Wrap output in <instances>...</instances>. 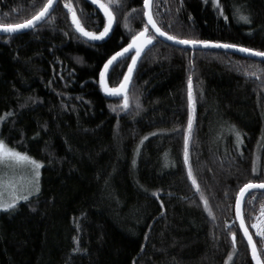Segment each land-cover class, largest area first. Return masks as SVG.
Masks as SVG:
<instances>
[{
    "label": "trees",
    "instance_id": "obj_1",
    "mask_svg": "<svg viewBox=\"0 0 264 264\" xmlns=\"http://www.w3.org/2000/svg\"><path fill=\"white\" fill-rule=\"evenodd\" d=\"M45 2L0 0V23H21ZM67 2L87 31L103 30L91 0ZM143 2L113 4L100 40L77 31L65 0L37 26L0 34V137L42 162L40 191L0 210V264H253L234 205L245 183L264 180V71L245 73L264 59L161 41ZM152 14L171 35L264 51V0H153ZM146 25L155 38L124 108V96L105 95L100 71ZM132 55L112 65L110 87ZM262 205L264 191L250 192L243 216L264 264L252 227Z\"/></svg>",
    "mask_w": 264,
    "mask_h": 264
},
{
    "label": "snow or ice",
    "instance_id": "obj_2",
    "mask_svg": "<svg viewBox=\"0 0 264 264\" xmlns=\"http://www.w3.org/2000/svg\"><path fill=\"white\" fill-rule=\"evenodd\" d=\"M54 0H46V2L43 4L42 7L39 8L38 11L35 12L34 15L31 16L30 19H25L22 23H0V31L4 33H13L15 31L29 28L34 25V23L38 20H41L44 18L45 14L48 13L49 9L51 8ZM93 4H98L99 8L103 11L104 16L106 18L104 27L102 31L99 32H93V31H87L85 27L81 25L80 20L77 18L76 13L73 11L72 4L67 2L65 0V8L68 9L69 13H71L72 23L75 25L77 31L82 33L84 36L89 37L91 39H101L103 38L110 30L111 25L113 23L114 14L112 11V5L116 4L118 5L119 0H109V3L101 2V0H92ZM214 5L216 4V0H213ZM150 0H144V15L147 17V24L151 25L153 29H155L156 33H159L161 36L166 37L169 40L176 41L180 44L185 45H213L217 47H223L225 49H239L241 52L249 53L258 57H264V51H258L253 48L243 47L241 45L232 44V43H221L220 41H211V40H200V39H189V38H181L177 35H170L168 32L163 31L160 27L157 26V22L153 19V16L148 11L149 9ZM222 14V13H221ZM239 19L243 21H248L249 18L246 15L240 14ZM127 27V25H125ZM148 31L147 25L143 30L138 32L136 35L132 36L131 42L125 47L121 48L120 51L116 52L113 56L109 57L108 60L105 62L104 67L100 71V84L103 90L107 93L117 95L120 93H124V101H123V107H128V96L125 92V89L127 88L129 78L131 76L133 67L136 63L137 57L140 55L141 49L144 47V45L150 43L155 37L152 34L145 35V32ZM135 47L136 49V55L132 57V63L128 65V71L124 73V77L121 80L118 87L110 88L107 86V84L104 82L105 72L109 68V66L112 64L114 60H116L117 57L123 55L125 52L128 51L129 48ZM251 67V65L249 66ZM257 71H264V68H259L257 66L256 70H253L252 72H248L245 70V73L247 75H253L255 76L257 74ZM189 117H188V127L191 128L192 125V92H191V77H189ZM0 119H3V117H0ZM237 138H239L240 133H235ZM188 142H189V135L188 132H185V138H184V157H185V164H188ZM8 161H14L17 165H24L26 167H29L31 170V184H32V191L33 192H39V177L41 175L40 169L42 166V162L39 160L34 159L33 157L29 156L27 153L19 152L15 148L9 147L2 139H0V164H6ZM253 172H256L255 166L252 169ZM188 178L192 180L193 185H196V181L192 176L191 168L188 170ZM9 187L15 188V185L9 184ZM4 187V183L2 180H0V188ZM250 189H264V180L260 181H253L249 180L247 183H245L237 193L236 197V212H237V218H240L241 214V198L244 196L245 193L249 192ZM29 194H32L30 192ZM203 199V196H201ZM27 195H13L11 202H5L2 199V193H0V210H10L14 208L17 205V202L19 200H27ZM205 205L207 206V201L205 200ZM209 215H211V212H209ZM260 220L257 223H253L252 227L256 229V235H258L261 238V241H264V205L261 206V212H260ZM240 228L243 230L244 236L247 238L248 245L251 248V255L252 259L255 261V264H262L261 258L258 255V250L253 242L252 235L249 234L248 228L245 226L244 220L241 219L240 221ZM233 236V246L235 247V237L236 233H232ZM75 239V238H74ZM75 250V249H74Z\"/></svg>",
    "mask_w": 264,
    "mask_h": 264
},
{
    "label": "water",
    "instance_id": "obj_3",
    "mask_svg": "<svg viewBox=\"0 0 264 264\" xmlns=\"http://www.w3.org/2000/svg\"><path fill=\"white\" fill-rule=\"evenodd\" d=\"M91 1H92V0H91ZM57 2H58V0H54V2H53V4H52L51 8L49 9L48 13L45 14L44 18H42L41 20L36 21L32 27L24 28V29H21V30L15 31V32L10 33V34L19 33V32H24V31H27V30H29V29H31V28L37 26L39 23H41V22H42V21H43V20H44V19H45V18H46L51 12H52V10H53V8L55 7V5L57 4ZM152 2H153V0H150V4H149V9H148V11H149L150 14L153 16V14H152ZM95 5L99 8V5H98V4H95ZM143 7H144V2H143ZM99 9H100V8H99ZM100 11H101L102 14L104 15V13H103V11H102L101 9H100ZM144 12H145V9H144ZM104 18H105V16H104ZM144 18H145V22H146V24H147V17H146L145 15H144ZM29 19H30V18H29ZM153 19H154V17H153ZM105 20H106V18H105ZM154 20H155V19H154ZM114 21H115V19H113V23H112V25H111V28H110L109 32H108L103 38L107 37V35L111 32V30H112V28H113V25H114ZM21 23H22V22H21ZM147 25H148V24H147ZM157 26L159 27L158 24H157ZM148 27H149L150 30L153 32V34L155 35V37H157V38L160 39L161 41H164V42H166V43L173 44V45H175V46H177V47H181V48H190V49H194V50H196V49H220V50H224V51H229V52L237 53V54L242 55V56H245V57L257 58V59H264V57H258V56H255V55H252V54H249V53L241 52L239 49H225V48H223V47H217V46H213V45L205 46V45H185V44H180V43H178V42H176V41H172V40L167 39V38L164 37V36H161L159 33H156V32H155V29H153L151 25H148ZM75 28H76V27H75ZM163 31H164V30H163ZM0 34L3 35V34H8V33H4V32H2V31H0ZM145 35H147L146 32H145ZM170 35H171V34H170ZM85 37H86V36H85ZM87 38H89V37H87ZM103 38H101V39H103ZM89 39H91V38H89ZM91 40H100V39H91ZM131 40H132V39H131ZM130 42H131V41H130ZM130 42H129V43H130ZM152 42H153V40H152L150 43L144 45V47L141 49L140 55L137 57L136 63H135V65H134V67H133V70H132L131 76H130L129 81H128L127 88L125 89V92H126L127 89H128V86H129V84H130L131 78H132V76H133V73H134V71H135V68H136V66H137V63H138L140 57H141L142 54L145 52V50H146V49L152 44ZM221 43H222V42H221ZM125 47H126V46H125ZM125 47H124V48H125ZM243 47H244V46H243ZM130 53H133L132 57H133L134 55H136V49H135V47H133V48H129L127 52H125L123 55L117 57L116 60H118V59H120L122 56H124V55H126V54H130ZM116 60H114V61L112 62V64L109 66V68H108V69L106 70V72H105L104 82L107 84L108 87H110V86H109L108 83H107V74H108L110 68H111L112 65L115 63ZM130 63H132V58H131V60H130ZM130 63H129V64H130ZM127 71H128V68H127L126 72H127ZM123 77H124V76H123ZM122 79H123V78H122ZM100 80H101V78H100ZM119 84H120V83H119ZM119 84H118L116 87H118ZM110 88H115V87H110ZM102 89H103V88H102ZM103 91H104V90H103ZM104 93H105V95H106L107 97H109V98H121L122 96L125 95L124 93H120V94H117V95H113V94L107 93V92H105V91H104ZM252 191H264V189H250L249 192H247V193L244 194V196L241 198V214H240V218H237V212H236V199H235L234 212H235V218H236L237 224H238V226H239L240 232H241L242 236L244 237V240H245V242H246V244H247V246H248L249 254H250V258H251L253 264H255V261L252 259L251 248H250V246L248 245L247 238L244 236L243 230L240 228V221H241V219L244 220L245 226L248 228V226H247V224H246V221H245V219H244V216H243V203H244V200H245L246 196H247L250 192H252ZM238 192H239V191H238ZM236 197H237V196H236ZM248 231H249V234L252 235L251 232H250V229H249V228H248ZM231 238H232V241H233V236H231ZM252 238H253V235H252ZM253 242L255 243L254 238H253ZM255 245H256V243H255ZM256 247H257V246H256ZM257 250H258V248H257ZM258 255L260 256L259 251H258ZM260 258H261V257H260ZM261 261H262V259H261ZM262 264H263V262H262Z\"/></svg>",
    "mask_w": 264,
    "mask_h": 264
},
{
    "label": "rangeland",
    "instance_id": "obj_4",
    "mask_svg": "<svg viewBox=\"0 0 264 264\" xmlns=\"http://www.w3.org/2000/svg\"><path fill=\"white\" fill-rule=\"evenodd\" d=\"M1 121L2 119H0V125H1ZM19 152H22V151H19ZM40 173H41V169H40ZM0 180H2L4 183V187L0 188V193H2V199L5 202L10 203L13 195H27L28 197H30L33 194L37 193V192L32 191L30 168L22 164L17 165L14 161H8L6 164H0ZM39 180H40V177H39ZM9 184L15 185V188L9 187L8 186ZM39 185H40V181H39ZM30 192H32V194H29ZM260 219L261 218H260V213H259L253 223L259 222Z\"/></svg>",
    "mask_w": 264,
    "mask_h": 264
}]
</instances>
